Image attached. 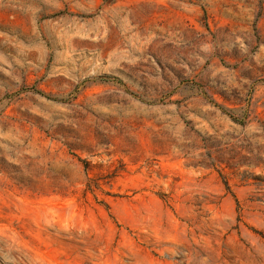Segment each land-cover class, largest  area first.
<instances>
[{"label": "rangeland", "instance_id": "1", "mask_svg": "<svg viewBox=\"0 0 264 264\" xmlns=\"http://www.w3.org/2000/svg\"><path fill=\"white\" fill-rule=\"evenodd\" d=\"M0 264H264V0H0Z\"/></svg>", "mask_w": 264, "mask_h": 264}, {"label": "trees", "instance_id": "2", "mask_svg": "<svg viewBox=\"0 0 264 264\" xmlns=\"http://www.w3.org/2000/svg\"><path fill=\"white\" fill-rule=\"evenodd\" d=\"M224 185H225L226 190H228V186H227V184L225 183Z\"/></svg>", "mask_w": 264, "mask_h": 264}]
</instances>
